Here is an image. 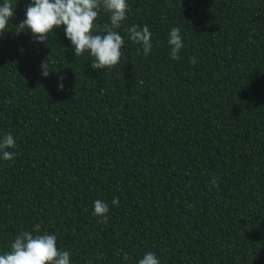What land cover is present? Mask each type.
<instances>
[{
    "label": "trees",
    "instance_id": "obj_1",
    "mask_svg": "<svg viewBox=\"0 0 264 264\" xmlns=\"http://www.w3.org/2000/svg\"><path fill=\"white\" fill-rule=\"evenodd\" d=\"M127 2L123 56L97 70L63 26L45 43L17 34L31 0H13L0 36V136L16 142L14 160L0 153V254L38 223L71 264L148 252L161 264H264V0ZM132 25L152 33L147 56Z\"/></svg>",
    "mask_w": 264,
    "mask_h": 264
},
{
    "label": "clouds",
    "instance_id": "obj_2",
    "mask_svg": "<svg viewBox=\"0 0 264 264\" xmlns=\"http://www.w3.org/2000/svg\"><path fill=\"white\" fill-rule=\"evenodd\" d=\"M13 0H4L0 4V36L6 33L9 22L15 16ZM103 11L110 14V25L103 28L96 23L99 14ZM130 6L127 0H31L26 7V18L17 25V34L31 30L34 40L45 43L49 39V33L54 29L64 27L67 39L74 46L75 56L90 53L95 59L91 63L93 69H107L119 64L123 52L125 40L116 31L127 19ZM128 39L133 43L142 45L143 54L147 56L153 48L152 33L147 25H132L126 29ZM170 46V58L180 59V52L184 47L179 27H172L168 36ZM196 57H192L190 63L196 64ZM49 61L42 63V75L48 77ZM64 77H60L58 85L60 91L64 90L62 83ZM16 142L11 133L0 136V153L4 160H14L16 153L7 149L14 148ZM212 186L218 187L216 178L212 180ZM112 205L119 206V198L112 200ZM109 205L101 200L94 201V215L103 217L107 222ZM41 225L35 224L32 231H21L16 235L10 245V250L0 254V264H71L70 252L58 247L57 236L47 232L40 234ZM124 260L129 256L124 253ZM138 264H161L157 256L146 253Z\"/></svg>",
    "mask_w": 264,
    "mask_h": 264
}]
</instances>
